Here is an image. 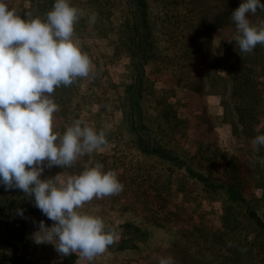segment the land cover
Here are the masks:
<instances>
[{
	"label": "rangeland",
	"instance_id": "obj_1",
	"mask_svg": "<svg viewBox=\"0 0 264 264\" xmlns=\"http://www.w3.org/2000/svg\"><path fill=\"white\" fill-rule=\"evenodd\" d=\"M5 2L44 20L55 0ZM242 2L70 0L97 14L74 36L94 69L55 89L54 131L81 120L104 129L108 144L71 168L46 167L41 179L79 174L91 160L124 185L80 209L118 236L85 264L169 255L175 264H264V146L253 144L264 134V45L239 54L231 14ZM246 15L264 24V10ZM40 221L53 224L34 199L0 184V264H78L75 253L32 240Z\"/></svg>",
	"mask_w": 264,
	"mask_h": 264
},
{
	"label": "clouds",
	"instance_id": "obj_2",
	"mask_svg": "<svg viewBox=\"0 0 264 264\" xmlns=\"http://www.w3.org/2000/svg\"><path fill=\"white\" fill-rule=\"evenodd\" d=\"M264 10L261 0H244L231 14L233 37L239 54H250L264 45V24L256 26L246 14ZM26 18L0 0V184L19 189L34 199L53 224L39 222L32 234L36 244H51L61 256L75 253L78 264L93 261L117 241L115 228L98 216L80 211L93 199L118 195L124 189L114 170L91 160L79 174L41 179L45 168H71L81 157L91 156L108 144L104 129L75 120L63 133L54 131V113L59 106L52 94L87 78L94 65L76 43L75 25L88 16L94 24L97 14L55 0L46 19ZM264 146V134L253 139ZM17 214L24 215L23 209ZM158 264H175L172 256H161Z\"/></svg>",
	"mask_w": 264,
	"mask_h": 264
},
{
	"label": "trees",
	"instance_id": "obj_3",
	"mask_svg": "<svg viewBox=\"0 0 264 264\" xmlns=\"http://www.w3.org/2000/svg\"><path fill=\"white\" fill-rule=\"evenodd\" d=\"M185 172H190V170L189 169H187V170H185ZM190 174V173H189ZM193 175H191V177H192ZM125 225H127V224H125ZM131 225V226H130ZM129 227H131V228H135V226H133V224H129ZM136 229V228H135ZM138 236H140V234H138ZM143 236H144V233H143ZM135 239V238H134ZM132 240V239H131ZM135 240H137V239H135ZM134 240V241H135ZM134 243V242H133ZM121 248V247H120ZM120 248H118V249H120Z\"/></svg>",
	"mask_w": 264,
	"mask_h": 264
}]
</instances>
